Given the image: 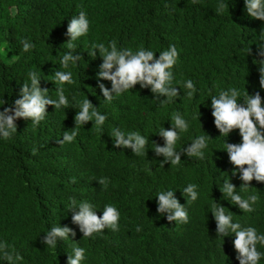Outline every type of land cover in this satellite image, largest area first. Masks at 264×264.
I'll list each match as a JSON object with an SVG mask.
<instances>
[{"label": "trees", "instance_id": "trees-1", "mask_svg": "<svg viewBox=\"0 0 264 264\" xmlns=\"http://www.w3.org/2000/svg\"><path fill=\"white\" fill-rule=\"evenodd\" d=\"M221 3L224 7L218 11ZM81 10L88 15L89 32L69 50L64 44L69 39L67 25ZM262 29L264 21L245 13L244 0H0V101H6L4 107L19 97L29 71L38 72L41 86L49 89L53 99L58 98L56 85L50 81L53 70L59 69L65 52L81 55L66 69L74 81L63 88L68 107L47 106L45 119L35 126L18 118L17 131L0 141V240L21 254L19 264H67L74 246L85 249L82 264H239L234 234L218 236L209 206L217 201L226 212H233V220L242 227L251 225L264 232V182L253 179L250 187L239 189L243 182L238 173L232 176L234 165L223 149L226 140L240 142L239 130L220 136L210 96L236 87L242 94L259 91L264 99L258 65L253 63ZM24 39L34 45L27 52L22 50ZM111 41L118 49L134 52L150 48L156 56L175 45L179 55L173 84L192 79L197 91L189 98L177 85L181 95L161 104L150 88L137 83L111 102L103 101L96 76L102 57L98 49L95 58L87 50L94 42L107 46ZM247 45L252 50L248 55ZM5 47L16 55L11 63L2 57ZM103 83L111 88L110 81ZM87 97L106 115L104 124L78 125L73 141L60 145L57 139H62L63 131L76 126L78 101ZM174 114L189 121L188 130L177 140V150L199 135L206 136L208 146L204 159L182 153L178 165L169 161L161 167L164 157L156 156L152 142L164 144L156 132L161 125L170 128ZM114 127L149 138L145 153L137 156L131 148L114 146L109 135ZM228 175L243 198L258 195L252 212L243 213L223 199L217 181L223 182ZM190 183L197 185L199 195L187 204L179 188ZM169 188L177 189L175 195L187 209V223L170 222L157 212L155 194ZM69 197L91 202L98 216L105 204L115 205L120 212L119 229L105 228L83 238L66 208ZM58 224L72 228L75 235L47 247L44 232ZM258 264H264V257Z\"/></svg>", "mask_w": 264, "mask_h": 264}, {"label": "clouds", "instance_id": "clouds-1", "mask_svg": "<svg viewBox=\"0 0 264 264\" xmlns=\"http://www.w3.org/2000/svg\"><path fill=\"white\" fill-rule=\"evenodd\" d=\"M224 5L221 3L218 11ZM244 11L248 17L264 21V0H244ZM90 21L85 11L81 10L77 15L70 18L66 35L69 39L66 46L69 50L76 48V42L80 37L89 32ZM257 51L253 57V63L258 65L259 86L264 89V29L257 35ZM22 50L27 52L34 45L27 39L21 41ZM102 57V63L96 73L98 87L102 93L103 101L111 102L115 97L131 90L137 83L141 88H150L156 99L161 104L171 103L173 99L181 95L177 88L183 90V96L191 98L197 91L192 79H186L181 83L173 84V66L177 63L178 50L175 45L170 44L166 49L159 51L156 56L150 48L140 47L135 52L130 48H117L116 42L111 41L106 46L103 42L93 43L87 50L88 55L96 57L97 52ZM10 49H6L8 51ZM250 45H247V55L251 53ZM16 55H13L14 58ZM81 55L78 52L67 51L59 59V69H54L50 81L56 85V99L48 94V88L41 86L42 76L36 71L28 72V82H23L20 88V95L7 107L6 101H0V141L10 139L17 131L15 121L18 118L30 120L32 125H38L45 119L47 106L53 105L55 110L61 107H68L69 101L64 94L65 83L72 84L73 73L66 71L70 65H75ZM11 58V59H12ZM103 80L111 82V88L107 87ZM243 95V99L238 101V97ZM166 99H160V97ZM182 96V97H183ZM181 97V98H182ZM75 99V97H74ZM211 114L214 117V124L220 132V136L228 137L234 130H239L241 140L239 143H229L225 141V147L229 161L234 165L232 176L239 174V179L243 182L239 189L250 187L249 182L255 179L264 182V99L259 91L250 94L241 93L236 87L222 89L217 95H211ZM79 110L74 117L75 127L72 131H63L62 139L57 142L62 145L70 143L76 136V127L84 125L88 121H93L94 125L104 124L106 115L97 111V107L87 98L78 101ZM75 107V106H73ZM76 108V107H75ZM171 120V127L160 126L158 133L164 139V144L153 143L156 156H163L160 162L163 167L165 163L178 165L181 161V154L188 157L204 159L208 141L205 135H199L191 140L187 147L183 146L177 150L176 144L180 134L189 128V121L180 114H174ZM109 135L113 138L114 146L131 148L135 155H142L146 151L147 137L138 131L125 133L119 127L111 129ZM37 149H33V152ZM217 181V186L223 193V199L238 206L243 213L252 212L253 205L258 200L257 194H250L243 198L237 191V186L232 182L231 176L224 177ZM103 187H107L105 178L99 179ZM182 195L187 198V204L198 198L196 184H188L183 188ZM177 190V189H176ZM171 188L156 192L157 212L166 215L168 221L175 223H187L188 213L185 205L181 204ZM66 208L72 212L73 223L79 226L83 233V238L94 237L97 233H102L105 228L116 231L119 229L120 212L113 204L103 206L102 215H97V209L89 201L77 202L75 198L69 197V204ZM226 207L214 201L210 206L213 218L216 222V231L219 237H226L234 234L233 245L236 250V258L239 264H258L264 252L258 250L257 245L264 248V232H259L254 226L242 227L241 224L233 220V212L225 211ZM137 231L141 228L138 225ZM43 237V243L47 247H54L59 240H68L75 235L72 228L68 226L53 225ZM5 241L0 240V262L7 261L8 264H19L23 259L19 252L10 249ZM85 259V249L74 246L69 254L67 264H82Z\"/></svg>", "mask_w": 264, "mask_h": 264}, {"label": "rangeland", "instance_id": "rangeland-1", "mask_svg": "<svg viewBox=\"0 0 264 264\" xmlns=\"http://www.w3.org/2000/svg\"><path fill=\"white\" fill-rule=\"evenodd\" d=\"M6 49L7 48L5 47V48H3L1 50L2 51L1 52L2 53V57H3L4 61L11 63V62H13L14 58H12V55L10 54V52L6 51Z\"/></svg>", "mask_w": 264, "mask_h": 264}]
</instances>
